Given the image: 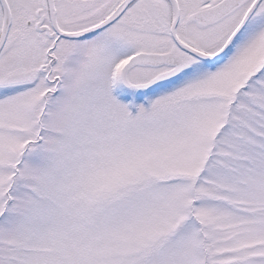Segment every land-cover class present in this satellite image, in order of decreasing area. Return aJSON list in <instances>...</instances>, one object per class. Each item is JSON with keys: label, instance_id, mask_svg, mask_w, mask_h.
<instances>
[{"label": "snow or ice", "instance_id": "1", "mask_svg": "<svg viewBox=\"0 0 264 264\" xmlns=\"http://www.w3.org/2000/svg\"><path fill=\"white\" fill-rule=\"evenodd\" d=\"M0 264H264V0H0Z\"/></svg>", "mask_w": 264, "mask_h": 264}]
</instances>
